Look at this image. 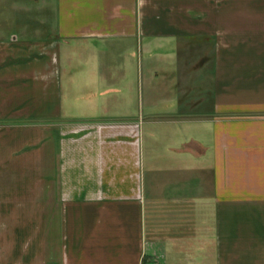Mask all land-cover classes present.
<instances>
[{
  "label": "crops",
  "instance_id": "1",
  "mask_svg": "<svg viewBox=\"0 0 264 264\" xmlns=\"http://www.w3.org/2000/svg\"><path fill=\"white\" fill-rule=\"evenodd\" d=\"M0 264H264V0H0Z\"/></svg>",
  "mask_w": 264,
  "mask_h": 264
}]
</instances>
